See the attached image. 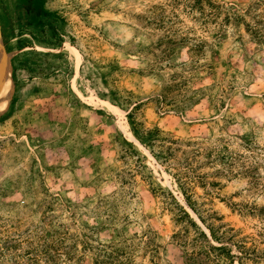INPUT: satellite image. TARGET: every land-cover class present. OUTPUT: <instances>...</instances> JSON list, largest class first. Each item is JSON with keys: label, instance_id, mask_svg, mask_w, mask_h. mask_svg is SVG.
Here are the masks:
<instances>
[{"label": "rangeland", "instance_id": "1", "mask_svg": "<svg viewBox=\"0 0 264 264\" xmlns=\"http://www.w3.org/2000/svg\"><path fill=\"white\" fill-rule=\"evenodd\" d=\"M215 24L183 0H0V238L22 253L51 231L59 264H92L113 241L125 264H183L194 231L175 199L217 227L212 244L263 249L264 222L233 203L261 206L264 193L227 171L246 139L264 143V42L242 24L218 37ZM133 120L159 130L168 162ZM175 169L193 177L206 224Z\"/></svg>", "mask_w": 264, "mask_h": 264}, {"label": "trees", "instance_id": "2", "mask_svg": "<svg viewBox=\"0 0 264 264\" xmlns=\"http://www.w3.org/2000/svg\"><path fill=\"white\" fill-rule=\"evenodd\" d=\"M185 6L190 9H195L200 15L205 16L208 19H216L217 30L216 36L220 37L226 31L228 25L239 26L240 24L245 26V29L257 40L258 43L264 42V0H254L243 9H239L236 4H232L229 7H225L214 0H183ZM254 11L252 21H245V14L249 11ZM221 13L224 16L220 18ZM205 24V22H203ZM59 38V37H58ZM137 106V105H136ZM135 106V107H136ZM132 132L141 143H147L153 145L158 150V156L162 162H168L169 147L164 148L163 145H156L154 140L156 139V133L158 129H149L143 131L137 126V123L133 120ZM124 143L128 145V152L131 155L138 154L131 143L124 140ZM245 152L239 155L242 161L237 169L229 170L228 173L234 176L246 179L249 191L252 193L263 194L264 193V143H256L252 139H246L244 141ZM154 154H156L154 152ZM156 156V155H155ZM140 156H137V160H140ZM232 165V159L228 163ZM175 180L178 183L179 188L184 196L185 203L200 219L205 223L200 210L197 209L195 201L192 199V194L188 191L190 183L195 182L193 177H190L185 171L175 169L173 172ZM174 199L173 195H171ZM174 202L181 211L180 219L186 218L190 225L193 227L194 238L192 242L191 251H186V256L183 264H234V261H238L239 264H264V248L261 249L255 243V238L251 239L250 245H247L245 241H237L233 245L236 248L237 253L232 252L231 247L226 245H214L210 242V239L221 243V236L217 233V227L212 224H206L208 233L197 224V222L190 216L186 208ZM236 209L240 213H245L253 217H258L264 222V204L257 206L256 204L247 203L236 204L233 203V210ZM212 215V214H211ZM259 236L264 238V226L258 232ZM51 231L44 230L38 237V241L27 239V248L22 253L16 251L18 241H13L6 237L0 238V264H59L61 261V252H58L59 247L63 246V242L60 239L49 240ZM116 242L102 244L101 254H97L92 257V264H125L123 260V249L116 246ZM187 245V242H183ZM9 250H12L8 253ZM67 254V253H65ZM69 259V257H66ZM65 258V259H66Z\"/></svg>", "mask_w": 264, "mask_h": 264}, {"label": "bare ground", "instance_id": "3", "mask_svg": "<svg viewBox=\"0 0 264 264\" xmlns=\"http://www.w3.org/2000/svg\"><path fill=\"white\" fill-rule=\"evenodd\" d=\"M0 61H1V53H0ZM0 90H1V73H0Z\"/></svg>", "mask_w": 264, "mask_h": 264}]
</instances>
